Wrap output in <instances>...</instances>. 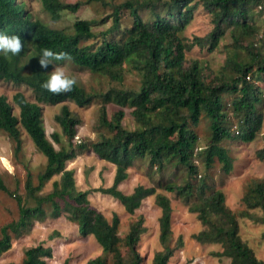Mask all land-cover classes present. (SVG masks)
Returning <instances> with one entry per match:
<instances>
[{
  "label": "trees",
  "instance_id": "trees-1",
  "mask_svg": "<svg viewBox=\"0 0 264 264\" xmlns=\"http://www.w3.org/2000/svg\"><path fill=\"white\" fill-rule=\"evenodd\" d=\"M39 1L52 20H58L63 12L75 13L82 5L81 1ZM122 8L127 9L131 19L125 27L120 23ZM199 9L211 16L212 28L202 36H184ZM142 10L149 11L147 19L142 17ZM262 12L264 0H124L113 7L112 24L106 30H94V26L105 23V18H101L75 19L71 29L66 31L35 17L22 0H0V33L19 35L24 45L18 56L5 57L0 53V80L25 85L35 97V102L29 101L22 92H16L9 102L0 95V129L12 138L15 154L21 149V127L37 151L45 156V165L37 173L35 184L30 170L26 169L23 186L27 198L33 200L32 205L22 200L20 194L10 191L0 173V190L15 198L18 210L16 218L0 226V255L10 248L12 238L27 232L34 221L57 218L65 212L68 220L76 224L77 232L81 236L91 235L102 251L112 257L113 264H140L142 257L135 247L144 231L142 218L132 222L121 237L118 216L114 213L108 220L90 205L87 195L91 191L109 195L132 214L142 199L154 194L156 188L138 184L126 194L118 185L126 179L127 168L135 160L149 158L159 171L168 164L185 169L187 177L182 182L167 180L159 182L158 187L187 204L189 212L197 213L198 220L205 226L192 234L197 242L219 243L222 250L216 255L230 258L231 264H264L240 239L236 214L224 204L223 193L211 191L205 178L197 182L191 179L198 174L194 155L200 156L206 167L217 159L221 170L228 174L232 157L221 142L231 138L250 142L260 132L263 115L259 107L264 104V91L256 80L264 82V25L258 21ZM227 36L234 47L225 61V66L230 68L228 75L206 80L199 60L193 59L185 65V54L193 47L212 52ZM44 48L67 52L72 57L71 61L57 63L68 62L119 85L127 69L139 76V86L136 89L123 86L87 89L76 84L69 93L53 95L41 88L52 67L45 69L39 65L37 55ZM242 50L248 59L239 58ZM226 93L234 95L230 106L240 125L233 134L223 103ZM64 101H73L78 106L98 104L95 120L98 136L94 141H74L79 119L65 103L54 115L60 131L51 132V139L46 136L38 103L55 105ZM11 104L18 108V115L13 113ZM108 104L118 106L111 115L107 114ZM124 107L131 108L130 115L136 123L133 129L122 123ZM202 114L209 118V143L194 152L197 134L191 125H195ZM88 147L100 159L115 165L111 185L77 190L73 170L66 169L65 165ZM258 157L264 158V148L258 150ZM55 174H60L59 180L52 182L49 192L41 194L43 185ZM241 201L245 206L242 214L264 225V181H251ZM155 204L161 210L158 238L163 249L154 253L152 264H166L173 251L168 246L170 200L156 193ZM255 208L262 211L258 217L248 212ZM262 236L264 238V231ZM177 241L180 246V236ZM123 246L127 247L126 255L122 254ZM51 256V247L38 243L23 250L19 264H46ZM62 264H67V260ZM85 264H107V261L105 256H96Z\"/></svg>",
  "mask_w": 264,
  "mask_h": 264
},
{
  "label": "rangeland",
  "instance_id": "rangeland-1",
  "mask_svg": "<svg viewBox=\"0 0 264 264\" xmlns=\"http://www.w3.org/2000/svg\"><path fill=\"white\" fill-rule=\"evenodd\" d=\"M26 7L35 16L51 27L71 28L75 19H96L105 18V23L94 26V30H106L112 24L110 14L115 5L124 0H62L64 2L81 1L82 5L75 13L63 12L60 19L52 20L42 9L38 0H22ZM259 7V6H258ZM120 23L122 27L128 26L131 19L125 8L120 10ZM141 15L144 19L149 17L148 10H142ZM261 26L264 25V12L258 17ZM212 28L211 16L203 9L197 10L191 22L187 25L184 36L191 38L194 35L202 36ZM229 37L222 39L219 48L212 52L206 49L193 47L185 54V65H189L193 59L199 60L204 66L203 75L206 80H216L223 78L230 73V68L225 66L226 57L233 51L230 45ZM226 45V47H224ZM248 59L246 52L242 50L240 57ZM62 65L69 75L75 76L77 84L87 89L94 87L106 89L109 86H123L125 88L136 89L139 86V76L134 72L124 71L121 85L109 78L93 74L84 68H80L68 62L58 63ZM52 65L51 71H53ZM256 83L264 91V82L256 80ZM22 92L25 98L35 102L33 91L25 85H15L10 82L0 80V95H3L10 102L13 94ZM233 94H224L223 103L228 114V125L232 133L239 128L238 118L232 113L231 100ZM68 105L72 113L77 115L79 124L76 126L74 141L84 140L86 142L94 141L97 136L95 120L97 117L98 104L96 102L89 105L78 106L73 101H64L59 104L49 105L44 102L38 103L41 107L42 120L46 136L50 138L53 131H60L58 124L54 120V115L60 111L61 105ZM13 106V113L18 115V108ZM118 108L117 105L108 104L107 114L111 115ZM262 111L263 121L260 132L257 133L254 140L243 142L238 139H225L221 145L227 149L232 157V169L228 174L221 170L220 162L215 159L211 166L206 167L200 156L194 155L193 160L197 165L198 174L192 177V182H197L205 178L211 191L219 190L224 195V204L236 214L238 224V235L240 239L252 250L257 259L264 261V238L262 232L264 225L251 217L244 216L245 210L241 198L247 189L248 184L253 180L264 181V158L258 157V150L264 148V104L259 107ZM125 116L122 120L123 125L133 129L136 127L132 116L131 108L124 107ZM237 125V126H236ZM192 130L197 134V143L194 152L203 148L209 143L210 127L209 118L202 114L195 125H191ZM21 136V149L14 153V142L7 132L0 129V173L3 175L6 187L16 194L21 195L22 200L32 205L33 200L27 198L24 191L23 182L25 180L26 169L32 174V180L35 184L36 175L45 165V156L37 151L32 141L19 127ZM58 148L57 144H54ZM66 169L73 170V177L77 190H86L96 187H107L111 185L115 166L103 159H100L90 147L83 150L75 158L66 162ZM9 172V173H7ZM60 174L53 175L40 190L45 194L52 189V182L59 180ZM187 177L183 167H167L159 171L154 166V162L149 158L137 159L127 168V177L122 181L118 188L123 193H130L133 188L140 184L145 187L154 186L155 193L142 199L140 206L132 214L125 211L121 203L109 195L97 191H91L87 199L91 206L100 211L108 220L115 213L118 216V234L123 237L129 229L132 222L139 217L142 218L143 233L139 235L136 243V250L139 252L142 260L140 264H152V258L155 252L163 249L159 242V223L160 207L155 204V194L160 193L167 196L170 200L171 217L170 228L171 237L168 246L173 248L171 256L166 264H231L230 258L216 255L222 250L219 243H200L197 242L192 234L197 233L205 226L201 224L196 216V212H189L188 205L180 201L173 193L158 187V183L172 180L174 183H180ZM209 192H206L208 194ZM195 199V198H194ZM17 202L15 198L0 190V226L16 218ZM250 214L258 217L261 215V209H248ZM181 237L182 244L179 246L177 241ZM42 243L44 246H50L52 256L46 259V264H62L67 260V264H85L87 260L96 256H105L107 264H113L112 257L105 254L99 244L91 235L81 236L77 232V226L74 222L68 220L67 214L62 212L57 218H45L43 221H34L27 232L17 238H12L11 246L0 255V264L15 263L19 264L22 258L23 250L26 247ZM122 254H127V247L121 248Z\"/></svg>",
  "mask_w": 264,
  "mask_h": 264
},
{
  "label": "clouds",
  "instance_id": "clouds-1",
  "mask_svg": "<svg viewBox=\"0 0 264 264\" xmlns=\"http://www.w3.org/2000/svg\"><path fill=\"white\" fill-rule=\"evenodd\" d=\"M38 2L40 3L39 0ZM60 28L65 29L66 31L71 29L64 27ZM23 47L24 45L19 35H7L0 33V53H2L5 57L9 54L12 56H18L23 51ZM37 57L41 68L46 69L49 65H54L53 71L50 72L48 79L41 83L42 89L53 95H62L73 91L74 86L77 84L76 77L69 75L65 68L57 63L58 61H71L72 57L69 53L63 51L54 52L51 49L44 48L41 53L37 55Z\"/></svg>",
  "mask_w": 264,
  "mask_h": 264
},
{
  "label": "crops",
  "instance_id": "crops-1",
  "mask_svg": "<svg viewBox=\"0 0 264 264\" xmlns=\"http://www.w3.org/2000/svg\"><path fill=\"white\" fill-rule=\"evenodd\" d=\"M114 165V164H113ZM115 166V165H114ZM115 171V170H114Z\"/></svg>",
  "mask_w": 264,
  "mask_h": 264
}]
</instances>
